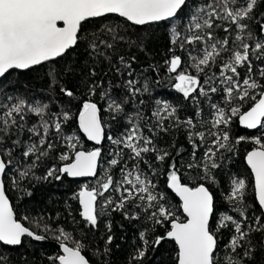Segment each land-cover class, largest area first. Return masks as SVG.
I'll return each mask as SVG.
<instances>
[{
    "label": "snow or ice",
    "instance_id": "snow-or-ice-1",
    "mask_svg": "<svg viewBox=\"0 0 264 264\" xmlns=\"http://www.w3.org/2000/svg\"><path fill=\"white\" fill-rule=\"evenodd\" d=\"M262 6L264 0H0V264H110L117 239L112 213L138 228L134 240L140 243L127 264H141L150 248L167 241L177 246L176 264H254L257 251H264V131L233 136L232 126L238 121L245 129L264 130ZM113 16L120 22H108ZM149 28L163 30L162 62L148 50ZM82 52L88 60L79 64ZM45 64L49 91L59 89L55 99L29 95L27 85L21 92L19 74ZM161 69L174 79L192 115L182 118V103L153 97L151 85L160 82ZM147 102L150 114L143 111ZM102 113L121 131H106L112 124ZM74 117L93 147L86 149L72 131ZM177 133L188 147L175 139L158 143ZM105 141L112 146L107 158ZM242 142L258 146L246 154L254 176L251 208L246 179L226 171L227 154ZM193 172L197 182L191 185ZM218 173L228 176L227 192ZM161 177L179 197L184 219ZM80 178L94 182L81 184L64 201L73 225H83L72 231L52 228L50 216L18 219L7 194L6 181L20 190L25 181L35 187ZM221 193L229 206L223 210L217 207ZM71 201L79 205L80 220ZM225 230L229 238L221 244ZM97 232L103 246L92 249L95 239L88 236ZM29 238L53 240L59 251L17 255Z\"/></svg>",
    "mask_w": 264,
    "mask_h": 264
},
{
    "label": "trees",
    "instance_id": "trees-1",
    "mask_svg": "<svg viewBox=\"0 0 264 264\" xmlns=\"http://www.w3.org/2000/svg\"><path fill=\"white\" fill-rule=\"evenodd\" d=\"M261 11H264V6L260 9ZM104 21L101 20H94L93 24L99 25ZM108 22L112 23H119L120 18L118 17H109ZM94 30V29H93ZM139 31V29H137ZM149 33H153L152 39L148 44V50L153 54L152 58L155 61L162 62L164 59L165 54V48L164 45L166 44V40H164L163 37V30H156L155 28H149ZM159 38V39H158ZM132 54H136L138 59L146 64L148 62L147 57H145L144 53H139L136 51V49H132ZM115 59V58H114ZM88 60V54L85 52H82L79 56V64H83ZM135 66V65H134ZM48 65L45 64L41 67L35 68L33 70H29L27 72H23L19 74V88L20 91L23 92L24 88L23 85H27L29 91V95L39 97L42 99L47 98L48 96L53 97L55 99L57 93L59 92V89L56 88L54 92L49 91V80L46 75V69ZM59 67V65H57ZM161 75L162 78L160 82L157 84L155 82L152 83V95L155 99H159L161 101H168L171 103H182L183 107L180 112L181 117H185L188 115H192V108L188 105L187 102H184L182 100L181 94H179L173 87L175 81L172 78L165 77L163 73V69H161ZM70 79V78H69ZM155 77H153V81H155ZM143 111L147 114H150L152 109V103L147 102L146 105L142 106ZM74 113L78 116V107L73 109ZM103 119L105 121H109V123L112 124V127L109 129L106 125V131H109L110 134L117 133L121 131V125H117L114 122L110 121V117L107 113H102ZM72 131L76 132L78 135H81V138L84 140V146L86 149L93 147L90 145L85 137H83L82 133L79 132L78 129V119L74 117L72 121ZM261 131L259 130L257 132H250L247 130H244L240 127L238 124V121L233 123L232 126V132L233 136H239V135H245V136H257L261 134ZM175 139L177 145H184L185 147H188L183 133H177L173 137L164 136L162 140L158 141L159 144L164 145L166 143H171V140ZM112 146L109 144L108 141H105V144L103 145L104 151H103V157L107 158L108 155V149ZM255 147H258L257 145L251 143V142H242L240 145L237 146L235 154L228 153L227 155L230 156V162L226 166V171L228 173L232 174H239L241 178L246 179L248 183V204L249 207H253L255 205L254 197V180L252 177V174L250 170L248 169L246 163H245V157L247 152L253 150ZM190 151V149H189ZM149 158L151 159V154H149ZM43 169H40V172H42ZM118 173V169L113 170V175H116ZM39 174V173H38ZM195 173L193 172L187 182L191 185H194L197 181L194 179ZM218 178L220 180L221 188L223 189V192H227L228 188V176L223 173H218ZM94 182L91 181L89 184L91 185ZM85 182L80 181H69L68 183H37L35 187H32L31 184H29L27 181H25L22 185V188L20 190L11 187L10 181H6V184L9 185L7 189V194L9 196L10 201L13 204L14 211L17 213V218L22 219L24 216H29L30 218H38L41 215L44 216V218L47 220V218L50 216L51 220L48 222L51 224L52 228H56L57 225H62L65 229L72 231L74 227H83V225H73L71 217L68 216L67 212L65 211V205L64 201L67 198V196L73 191L78 190L79 186ZM159 184L161 185L162 189L167 192L170 202L173 207L177 208V215L181 217V219H184V215L182 212V208L180 207L181 203L179 199L174 195L173 192H171L170 189H167L164 187V177L160 178ZM28 188L32 191V196H27L24 194L23 189ZM72 208H73V215L76 217V220H80V217L78 215V209L79 205L75 201H71ZM217 207L221 210H223L226 207H229L224 203L223 194L217 195ZM256 211L259 212V209L256 208ZM59 213V218L57 217V214ZM112 219H113V232L116 234L117 239L113 242L112 248L113 252L111 257L109 258L110 264H127V257L133 247L134 244H139L140 241L138 239L134 240V237L138 233V228L133 227L132 224H130L128 221H124L119 213H112ZM23 223H25L26 226H34L29 223V221L22 220ZM118 223H123L125 225V228L121 230L117 227ZM135 223V222H133ZM102 230V226H101ZM158 231H162V229H157ZM85 232L87 233L88 230L85 229ZM75 234V233H74ZM100 233H95V237L88 236L89 240L95 239V243L90 245V248L94 249L97 244L99 246H103V240L99 239ZM123 235L124 240L121 241L119 237ZM223 240L220 242L221 244L226 243L229 238V231L225 230L221 233ZM255 240L259 242L261 240V234L255 235ZM119 243L121 247L119 249L115 248V244ZM41 251H46L47 254H54L59 251L58 244L53 241H45V242H37L32 241L30 238L28 239V242L21 248L16 250L17 255L20 252L29 254V257H37L39 258ZM177 246L172 241H167L162 244L161 247L157 248L155 251H152V249H149V254L144 258V260L141 262V264H176V254H177ZM91 255V253H88ZM103 259V257L101 258ZM19 264V262H17ZM44 264H47V261H44ZM133 264H136L135 261H133ZM254 264H264V251H257L256 253V259L254 261Z\"/></svg>",
    "mask_w": 264,
    "mask_h": 264
},
{
    "label": "water",
    "instance_id": "water-1",
    "mask_svg": "<svg viewBox=\"0 0 264 264\" xmlns=\"http://www.w3.org/2000/svg\"><path fill=\"white\" fill-rule=\"evenodd\" d=\"M43 66V65H42ZM38 67H41V66H38ZM37 67V68H38ZM242 129H244V130H247V131H250V132H257V131H259V130H249V129H245V128H243L242 126H240ZM83 135V134H82ZM86 139V138H85ZM87 140V139H86ZM90 145H92V146H94L93 145V143L92 142H89V141H87ZM245 163H246V157H245ZM247 165V164H246ZM248 167V166H247ZM248 169L250 170V172H251V169L248 167ZM252 174V173H251ZM252 177H253V180H254V176H253V174H252ZM94 179L93 178H80V179H78V180H76V181H80V182H87V183H90L91 181H93ZM174 195H175V193H174ZM176 196V195H175ZM178 199H179V197L178 196H176ZM180 201V200H179ZM181 203V202H180ZM184 215V214H183Z\"/></svg>",
    "mask_w": 264,
    "mask_h": 264
},
{
    "label": "rangeland",
    "instance_id": "rangeland-1",
    "mask_svg": "<svg viewBox=\"0 0 264 264\" xmlns=\"http://www.w3.org/2000/svg\"><path fill=\"white\" fill-rule=\"evenodd\" d=\"M110 144V143H109ZM111 145V144H110ZM9 175H11V174H9Z\"/></svg>",
    "mask_w": 264,
    "mask_h": 264
}]
</instances>
